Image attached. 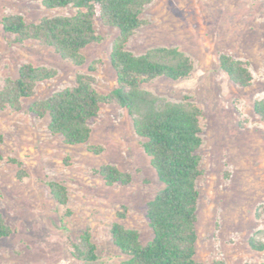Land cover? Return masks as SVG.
Wrapping results in <instances>:
<instances>
[{"label": "rangeland", "instance_id": "obj_1", "mask_svg": "<svg viewBox=\"0 0 264 264\" xmlns=\"http://www.w3.org/2000/svg\"><path fill=\"white\" fill-rule=\"evenodd\" d=\"M75 12L70 6L48 10L42 0H0V90L17 78L24 64L56 72L35 86L19 110H0V214L13 231L0 240V264H85L68 251V239L85 229L97 248L98 260L91 264H119L126 256L111 240L115 222L138 231L142 242L151 238L146 204L160 184L125 110L115 103L101 105L89 122L91 136L84 145L65 144L49 130L46 115L28 111L32 102L72 87L78 74L90 75L100 94L115 87L109 53L118 30L97 18L98 41L82 50V66L62 59L50 47L18 40L2 27L8 15L37 23ZM141 17L145 24L127 43L128 51L140 55L173 47L194 64L184 80L160 78L145 88L171 101L188 97L201 110L195 259L263 264L264 252L252 250L248 240L254 236L264 242V120L253 111L254 101L264 99V1L152 0ZM222 54L247 64L253 77L248 87L234 85L220 69ZM7 158L22 163V179ZM103 165L129 173L131 182L107 184L97 173ZM51 181L66 187V207L51 196Z\"/></svg>", "mask_w": 264, "mask_h": 264}, {"label": "trees", "instance_id": "obj_2", "mask_svg": "<svg viewBox=\"0 0 264 264\" xmlns=\"http://www.w3.org/2000/svg\"><path fill=\"white\" fill-rule=\"evenodd\" d=\"M152 0H42L48 10L72 7V16L42 18L26 23L21 15L2 19L3 30L18 40H32L52 48L62 59L82 66V50L98 41L94 20L118 30L109 53V64L115 74V87L108 94H100L93 87V79L78 74L75 84L59 90L44 100L34 101L28 111L49 118V130L62 137L67 145H84L91 136L89 122L100 106L115 103L129 116L134 133L142 140L144 153L149 157L160 184L154 197L146 204V219L151 238L142 242L138 231L115 222L111 225L112 243L126 258L119 264H225L222 260L210 263L195 259L197 242V210L199 191L197 181L202 175L198 151L202 146L201 110L188 97L171 101L145 88L163 78L180 81L194 70L193 61L177 48H153L135 55L126 49L133 34L145 21L141 15ZM264 1V0H263ZM220 69L236 86L248 87L252 74L245 62L222 54ZM56 76L52 69L24 64L14 80L6 81L0 90V110L7 107L19 110L21 101L29 99L39 83ZM253 111L264 120V99L253 103ZM3 136L0 134V146ZM92 152L99 148L88 147ZM3 156L0 153V161ZM6 162L17 167V177L25 172L22 163L13 158ZM97 173L109 184L127 185L131 175L111 165L99 167ZM54 201L63 207L68 204L66 187L60 182L47 184ZM122 216V214H120ZM0 214V240L12 235ZM248 246L264 252V242L254 236ZM69 254L85 264L98 260L97 248L89 229L68 239ZM264 264V263H263Z\"/></svg>", "mask_w": 264, "mask_h": 264}]
</instances>
